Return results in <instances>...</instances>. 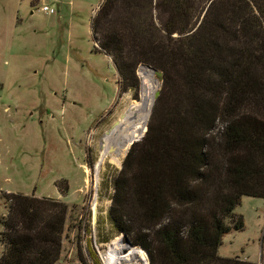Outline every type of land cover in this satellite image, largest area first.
Masks as SVG:
<instances>
[{
    "label": "trees",
    "instance_id": "obj_1",
    "mask_svg": "<svg viewBox=\"0 0 264 264\" xmlns=\"http://www.w3.org/2000/svg\"><path fill=\"white\" fill-rule=\"evenodd\" d=\"M92 31L122 92L140 88V65L163 72L147 130L112 180V230L149 264H257L217 249L244 229L241 197L264 201V0H104ZM7 197L0 264H57L68 205ZM88 254L82 263L101 264Z\"/></svg>",
    "mask_w": 264,
    "mask_h": 264
},
{
    "label": "rangeland",
    "instance_id": "obj_2",
    "mask_svg": "<svg viewBox=\"0 0 264 264\" xmlns=\"http://www.w3.org/2000/svg\"><path fill=\"white\" fill-rule=\"evenodd\" d=\"M41 1L0 0V257L7 196L17 193L68 205L57 264L90 263V246L104 264L109 248L124 246L107 210L126 154L97 167L100 141L140 98L142 65L140 88L122 92L114 63L93 39L92 19L104 0H57L54 15L38 9ZM234 212L244 229L224 234L217 254L262 264L264 201L243 196ZM117 251L125 264H147L131 250Z\"/></svg>",
    "mask_w": 264,
    "mask_h": 264
},
{
    "label": "bare ground",
    "instance_id": "obj_3",
    "mask_svg": "<svg viewBox=\"0 0 264 264\" xmlns=\"http://www.w3.org/2000/svg\"><path fill=\"white\" fill-rule=\"evenodd\" d=\"M151 70L141 66L139 72L142 77V90L140 98L133 100L130 107H127L125 112L119 114V119H115V123L104 129L102 139L100 141V158L97 162V167L102 163L104 158L112 156V161L117 162L120 154H126L131 143L139 138L148 124L151 107H153L154 97L153 92L158 89L159 83L156 82ZM118 118V117H117ZM110 158V157H109ZM120 246L117 250L123 248ZM115 248H109L103 255L104 264H125L126 260L120 257L119 251ZM129 253L131 256H136L146 260L145 254L138 248H131ZM147 262V261H146Z\"/></svg>",
    "mask_w": 264,
    "mask_h": 264
},
{
    "label": "water",
    "instance_id": "obj_4",
    "mask_svg": "<svg viewBox=\"0 0 264 264\" xmlns=\"http://www.w3.org/2000/svg\"><path fill=\"white\" fill-rule=\"evenodd\" d=\"M143 67H146L147 69L151 70V75L153 77V79L156 81V82H159L161 85H162V82H163V72H161L159 69H155V68H152L150 66H143ZM161 88H158L157 90L154 91L153 93V97H154V102H153V106H154V103H155V100L157 98V96L159 95V92H160ZM151 110H152V107H151ZM150 114H151V111H150ZM148 125V124H147ZM147 130V127L145 125L144 127V130H143V133L145 134ZM144 135H141L139 138H137L134 142L142 139ZM133 143V142H132ZM131 143V145H132ZM130 145V146H131ZM130 148V147H129ZM128 152V151H127ZM127 155V153H126ZM120 242L122 243V245H124V247L121 249V252L122 254H126L131 248H138V250L142 251L145 256H146V260L147 261V264H149V259H148V255L147 253L141 249L140 247H138L137 245H135L131 240L130 238L127 236V235H124V234H120ZM127 261V260H126Z\"/></svg>",
    "mask_w": 264,
    "mask_h": 264
},
{
    "label": "built area",
    "instance_id": "obj_5",
    "mask_svg": "<svg viewBox=\"0 0 264 264\" xmlns=\"http://www.w3.org/2000/svg\"><path fill=\"white\" fill-rule=\"evenodd\" d=\"M38 9L45 14L54 15L57 13V0H42Z\"/></svg>",
    "mask_w": 264,
    "mask_h": 264
}]
</instances>
